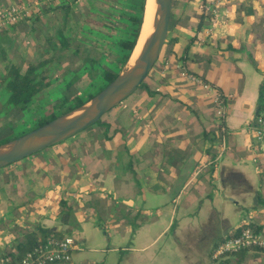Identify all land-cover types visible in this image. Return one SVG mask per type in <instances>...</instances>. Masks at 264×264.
<instances>
[{"label": "crops", "instance_id": "crops-1", "mask_svg": "<svg viewBox=\"0 0 264 264\" xmlns=\"http://www.w3.org/2000/svg\"><path fill=\"white\" fill-rule=\"evenodd\" d=\"M204 1L173 0L166 60L226 96L223 157L187 184L217 153L221 132L212 92L168 69V82L155 86L162 93L135 92L111 112L126 147L120 134L106 141L82 131L47 148L43 161L45 150L0 169V253L43 227L77 244L70 262L53 264H215L212 249L241 225L264 231V144L248 128L264 80V0H223V23L208 34ZM23 28L0 31V58L37 37L30 22ZM26 46L22 62L38 53ZM9 58L5 67L22 63ZM62 199L72 208L65 223ZM243 262L264 264V253L248 251Z\"/></svg>", "mask_w": 264, "mask_h": 264}, {"label": "trees", "instance_id": "trees-1", "mask_svg": "<svg viewBox=\"0 0 264 264\" xmlns=\"http://www.w3.org/2000/svg\"><path fill=\"white\" fill-rule=\"evenodd\" d=\"M126 1L68 0L44 11L45 13L50 11L56 13V18L50 16V19L55 20L52 26L53 32H49L47 40L51 48H46L47 51H52V56L48 60L40 62L26 59L21 64L11 63L5 67L3 72L0 71V87H2L0 92V144L32 130L25 129V127L26 124L33 121L29 116L34 110V104L37 103V98L40 95L47 94L49 87L54 82L60 81L59 88L56 93H48L49 96L52 95L54 98L50 103L48 115L42 118L43 120L39 122V125L84 104L121 72L131 57L140 35L146 5V0H138L136 9L133 6V10L126 11L124 10V5L127 4ZM132 2L134 3L133 0ZM72 3H76V7ZM2 8L5 7L0 6V9ZM81 15L83 19L80 18ZM17 24H14L11 28L16 27ZM111 25L117 29V35L109 34L108 29ZM2 30L5 29L0 31ZM111 38V42L115 43L116 50H114V53L106 55L103 50L104 41L106 42V39ZM171 42L173 40L168 35L158 61L133 93L146 94L148 98L156 93H162L157 90L156 84L155 86L151 84V81L157 84L167 83L169 73H160L166 67L177 72L176 64L170 66L166 60L168 50L165 51V49L166 46L170 47ZM250 60L258 68V62L253 56H250ZM51 62H55V66L52 67L51 71L49 70L51 74L50 72L47 74V70L40 72L41 67ZM160 62L161 65L159 66L158 63ZM157 65V71L159 72H155V75L152 76ZM184 67L188 73L195 74L186 66ZM200 78L209 83L207 79ZM218 90L221 92L220 89ZM113 109L90 127L100 125L103 128V138L106 141L120 134L122 137L121 142L126 147L123 138L125 129L120 124L118 116L112 114ZM258 116L264 118V80L259 85L254 120ZM96 141L99 142L98 139ZM60 205V217L62 222L65 223L69 219L71 205L65 199L61 200ZM247 225L256 231L264 232L261 226L249 222L241 225L229 236ZM38 231L39 234L35 231L27 233V241L20 243L15 250L5 254L15 260L21 259L35 246L51 237H65L62 231L56 229L40 227ZM251 250L264 253V248L244 249L222 258L217 264H244L246 254Z\"/></svg>", "mask_w": 264, "mask_h": 264}, {"label": "water", "instance_id": "water-1", "mask_svg": "<svg viewBox=\"0 0 264 264\" xmlns=\"http://www.w3.org/2000/svg\"><path fill=\"white\" fill-rule=\"evenodd\" d=\"M153 10V18L133 63L129 64V61L142 36L145 17L135 48L121 72L84 104L0 144V168L9 166L84 131L97 123L111 109L121 104L141 85L158 61L167 41L173 0H154Z\"/></svg>", "mask_w": 264, "mask_h": 264}, {"label": "built area", "instance_id": "built-area-1", "mask_svg": "<svg viewBox=\"0 0 264 264\" xmlns=\"http://www.w3.org/2000/svg\"><path fill=\"white\" fill-rule=\"evenodd\" d=\"M52 0H37L32 2L38 8L46 5ZM223 0H205L201 4L203 13L206 16L207 24L204 34L214 32L222 25L224 13L222 12ZM28 14L25 6L12 5L0 9V29L8 28L20 22ZM199 41L203 42L202 36ZM180 75L188 81L196 84L199 87L212 92V100L216 105L218 129L220 130V140L218 150L215 155L208 154L207 160L199 164L191 173L187 180V184L193 183L199 175L204 171L208 165L216 164L224 155L226 138L224 135L223 121L226 116L228 101L226 96L222 94L217 88L211 84L204 82L199 76L188 73L182 64H176ZM248 128L253 132L254 137L264 144V118L258 116L253 120ZM247 224V223H246ZM77 247L75 239L72 236H65L63 238L51 237L48 240L38 244L33 250L28 252L21 259H12L5 253H0V264H53L57 262H70L72 259V251ZM264 248V232L256 231L249 225L241 228L232 236L226 237L217 243L211 252V258L215 264L222 260V258L239 252L244 249Z\"/></svg>", "mask_w": 264, "mask_h": 264}, {"label": "rangeland", "instance_id": "rangeland-1", "mask_svg": "<svg viewBox=\"0 0 264 264\" xmlns=\"http://www.w3.org/2000/svg\"><path fill=\"white\" fill-rule=\"evenodd\" d=\"M37 0H10L9 2L5 3L4 7H8V6H12V5H17V6H25L26 7V10L28 12V14L24 17L23 20H21V22L16 25V27L18 28V30L22 31L24 30L23 28V24L24 23H27V22H30L31 25H33V29L34 28H37V33H36V36L35 38H33V36H27V38H24L22 39L21 42H23V46L22 44L20 45L21 46V50L20 49H10V53L4 57V58H0V71L3 72V70L5 69V65L8 64L10 61L7 60L9 57V59H12V58H16L17 61L20 63L22 62V58H20L21 54L24 53L23 51H25V55H27V52H26V49L28 48L26 45H27V41L31 42V46H32V51L33 52H38L37 53V56L33 54L32 57H30V60L32 61H36V62H40V61H44V60H48L51 56H52V51H47L46 48H51V45L49 44V42L47 41L48 40V36H49V32H53V23H54V20L55 19H50L51 17L50 16H55L56 18V13H53L52 11L48 12V13H45L44 11L48 8H54L55 6L59 5V4H62L64 1H68V0H52V1H49L47 2L46 5H43L41 6L40 8H38L36 5H34L32 2H36ZM134 3L132 2V0H127L126 1V5H124V10L126 11H131L133 10V6H135V9L137 8V1L138 0H133ZM72 2V1H70ZM73 4V3H72ZM75 7H76V3L73 4ZM72 5V6H73ZM125 11V12H126ZM81 19L82 18V15L80 17ZM82 24V23H80ZM11 27H8V28H1V29H10ZM0 29V30H1ZM108 32L110 35L114 34V35H117L118 34V31L116 28H113L112 25L110 26V28L108 29ZM35 34V33H34ZM120 34V33H119ZM2 38L1 39V42L4 44L6 43V39ZM16 40V39H15ZM112 38L111 39H106V42L104 41V47H103V50L104 52H106V55L109 53H114V50L115 49V43H112L111 42ZM26 41V42H25ZM8 45V43H6ZM19 44V43H18ZM168 48H170L169 46H166V50H168ZM23 49V51H22ZM29 49V48H28ZM22 51V53H21ZM135 57H133L134 59ZM133 59L130 60L131 64L133 63ZM9 61V62H8ZM158 65L160 66L161 65V62L158 63ZM158 65L156 66V68H154V71H153V75H155V72H157V68H158ZM55 66V62H51L43 67L40 68V72H44L46 71V73L48 74L52 67ZM156 69V70H155ZM169 68H165L164 70H162L160 73L161 74H164V73H167V70ZM50 70V71H49ZM51 74V72H50ZM1 82V80H0ZM1 84V83H0ZM60 84V81H56L53 83V85H51L48 89V92L47 94H43L42 96L40 95L38 98H37V103L34 104V110L33 112L31 113V115L29 116L30 118H32L31 120H33L31 123L29 124H26V127L25 129H33V128H36L38 125H39V122L41 120H43L42 118L45 116V115H48V111H49V106H50V103L53 101V96H49L48 93L51 92H55L58 90V86ZM151 84L153 86L158 85L156 82L154 81H151ZM152 86V87H153ZM160 86V85H159ZM2 90V87H0V92ZM133 94V93H132ZM129 97V96H128ZM127 97V98H128ZM126 98V99H127ZM106 118V117H105ZM103 130V128L100 126V125H95L94 127H89L87 129H85L84 131L86 132H91V134L89 135H96L94 133H101V131ZM82 132V131H81ZM79 134V133H78ZM86 134V133H84ZM83 136V135H82ZM99 136H102V134H100ZM83 138V137H81ZM61 143V142H60ZM59 144V143H57ZM57 144L53 145V146H56ZM52 146L48 147V148H51ZM45 151H43V157H42V161L45 159V156L46 155H50L52 156V149H44ZM41 152V151H40ZM39 153V152H38ZM35 153L29 157H33V156H38L39 154L41 153ZM28 158V157H27ZM25 159V158H24ZM22 159V160H24ZM47 159H48V156H47ZM51 160V159H48V161ZM20 161V160H19ZM18 162V161H17ZM2 169V168H0ZM51 190V189H50ZM69 210L72 212V208H69Z\"/></svg>", "mask_w": 264, "mask_h": 264}, {"label": "bare ground", "instance_id": "bare-ground-1", "mask_svg": "<svg viewBox=\"0 0 264 264\" xmlns=\"http://www.w3.org/2000/svg\"><path fill=\"white\" fill-rule=\"evenodd\" d=\"M153 1L154 0H146V6H145V12H144V17H145V23H144V27H143V31H142V36L140 38V41L138 43V45L136 46L134 52H133V55H132V58L133 57H136L139 50H140V47H141V43L143 41V37L144 35L146 34V32L148 31V25L150 24V21L152 20L153 18V13H154V10H153ZM131 62L129 61V64Z\"/></svg>", "mask_w": 264, "mask_h": 264}]
</instances>
